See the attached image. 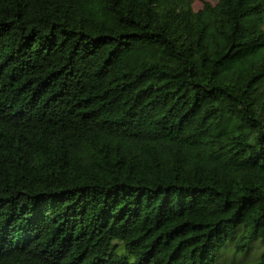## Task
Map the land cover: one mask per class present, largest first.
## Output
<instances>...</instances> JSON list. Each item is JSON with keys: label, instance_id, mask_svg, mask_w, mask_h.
Instances as JSON below:
<instances>
[{"label": "trees", "instance_id": "obj_1", "mask_svg": "<svg viewBox=\"0 0 264 264\" xmlns=\"http://www.w3.org/2000/svg\"><path fill=\"white\" fill-rule=\"evenodd\" d=\"M0 264H264V0H0Z\"/></svg>", "mask_w": 264, "mask_h": 264}, {"label": "rangeland", "instance_id": "obj_2", "mask_svg": "<svg viewBox=\"0 0 264 264\" xmlns=\"http://www.w3.org/2000/svg\"><path fill=\"white\" fill-rule=\"evenodd\" d=\"M206 1L215 2L216 0H192V5L195 10H200Z\"/></svg>", "mask_w": 264, "mask_h": 264}]
</instances>
